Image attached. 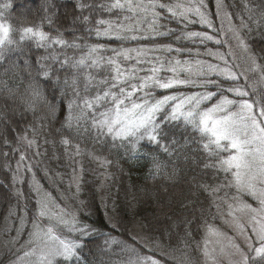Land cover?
<instances>
[{
	"label": "snow or ice",
	"instance_id": "obj_1",
	"mask_svg": "<svg viewBox=\"0 0 264 264\" xmlns=\"http://www.w3.org/2000/svg\"><path fill=\"white\" fill-rule=\"evenodd\" d=\"M18 7L14 16L12 0H0V76L26 82L21 93L0 79V199L19 202L27 178L35 205L23 244L26 205L15 236L3 230L6 247L23 249L9 264H264V0H214V10L208 0H21ZM29 12L38 13L35 23H25ZM47 145L53 159L59 148L69 161L73 199L83 156L102 170V188L120 159L148 161L152 195L164 201L159 216L172 228L165 209L183 185L189 196L202 194L183 203L190 213L180 255L160 252L157 239L119 240L82 221L67 197H54L37 178L43 171L51 179L38 159ZM16 215L10 206L8 219Z\"/></svg>",
	"mask_w": 264,
	"mask_h": 264
},
{
	"label": "trees",
	"instance_id": "obj_2",
	"mask_svg": "<svg viewBox=\"0 0 264 264\" xmlns=\"http://www.w3.org/2000/svg\"><path fill=\"white\" fill-rule=\"evenodd\" d=\"M238 2V0H237ZM13 8L11 10L14 16H20L19 4L21 0H12ZM209 8L214 10V0H208ZM230 11H236L237 9H229ZM38 19V13L29 12L28 20L25 23H35ZM214 20L219 24V19L214 17ZM193 30L207 31V29L201 28L200 25L190 26ZM254 45L259 46L257 40L251 41ZM115 46V45H114ZM209 47H217L212 43H209ZM223 50V49H222ZM256 49L254 48V51ZM264 63V61H261ZM2 71V68H0ZM0 79L7 80L8 84L13 87H18L20 92L23 93L26 82H22L19 76L12 73H6L0 76ZM48 148V154L46 156L39 157L41 163V169H48L51 179L45 176L43 171L37 173V178L40 179L44 188L49 185V190L54 197H67L68 205L77 212L80 219L95 228L100 232L110 233L116 236L119 240H129L133 236L134 228H140L144 236L152 239H157L162 247L159 249L162 253H167L170 248L178 249L177 256L180 255V247L185 237L184 224L182 221L188 217L190 208L183 207V203L187 199H191L194 202L204 200V196L191 195L189 196V185H183V195L177 200L170 209L166 208L165 211H169L170 215H173V220L176 221L177 227L172 228L171 221H167L164 217L159 216L160 205L164 203L163 200L153 197L152 192L154 183L150 181L148 177V170L150 164L145 159L141 158L138 161H126L119 160V167L113 166L109 169L112 176L109 180L104 181L105 186L102 188V178L98 176V173L102 171L98 169L96 164L89 160L87 156L80 157L79 159L83 163L85 169L84 181L82 183V190L77 199H73L72 193L75 189L69 190L68 183L71 179V169L69 167V161L62 155V150L57 149V153L60 154V159L52 158V148L50 145L45 146ZM91 148V145H88ZM43 151V148L41 149ZM118 158V157H117ZM59 173L60 175H56ZM187 169H185V174ZM2 175V174H0ZM25 192V196L17 201L15 197L9 196L7 200L0 199V264L6 262L12 250H4V239L8 236L4 235V228L8 225L12 228L11 235L15 233V229L18 226L19 219L24 215L25 205L28 211L29 227L25 228L22 237L28 233L30 228V222L33 217L34 203L28 198V184L22 186ZM3 190L0 189V192ZM63 193V194H62ZM83 202L81 204L80 202ZM13 206L17 209V215L8 219L9 207ZM191 207V206H190ZM205 207L207 202L205 201ZM159 217V219H158ZM196 219L195 216L192 217ZM215 223L221 225V220L216 219ZM113 225L116 227L113 228ZM147 225V227H143ZM196 225H193L195 229ZM127 228V231H125ZM170 233V234H169ZM201 232L193 230V240H199ZM102 244V240L100 241ZM113 249L119 250V245H113ZM93 251H97V246H93ZM192 255L199 258V254L189 249ZM89 259H98L96 255L89 254ZM105 260L109 257L105 256Z\"/></svg>",
	"mask_w": 264,
	"mask_h": 264
},
{
	"label": "rangeland",
	"instance_id": "obj_3",
	"mask_svg": "<svg viewBox=\"0 0 264 264\" xmlns=\"http://www.w3.org/2000/svg\"><path fill=\"white\" fill-rule=\"evenodd\" d=\"M223 50H225V49H223ZM49 185L47 184V188L45 187V189H49V187H48ZM49 191V190H48ZM29 194V193H28ZM63 194V193H62ZM64 196V195H63ZM28 198H30L32 201H33V203H34V205H35V200H34V198L33 197H31L30 196V194H29V197ZM65 201H61V203H64ZM66 203L67 204H69L67 201H66ZM73 210V209H72ZM33 212H34V210H33ZM8 226V225H7ZM219 227H221L222 228V230L223 231H225V232H227L229 235H232V231H231V229L227 226V225H225V224H223L222 222H221V225H218ZM19 227V222H18V226H17V228ZM15 234L16 233H14V234H12L11 236H15ZM136 235H140V236H144V234H143V232H142V230L140 229V228H134V230H133V236H136ZM7 239H9V237H6L4 240H7ZM27 239V234L25 235V237L23 238L22 236L20 237V244H23L24 243V241ZM6 249H8V250H12V253H11V255H10V257H9V259L6 261V262H4V264H9V261L10 260H13V259H15L16 258V256H18V255H20L21 253H22V251H23V249L22 248H19V246H17V247H13L12 245H8L7 247L6 246H4V250H6Z\"/></svg>",
	"mask_w": 264,
	"mask_h": 264
}]
</instances>
